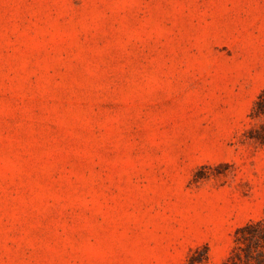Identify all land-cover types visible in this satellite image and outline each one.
<instances>
[{"label": "rangeland", "instance_id": "374dc122", "mask_svg": "<svg viewBox=\"0 0 264 264\" xmlns=\"http://www.w3.org/2000/svg\"><path fill=\"white\" fill-rule=\"evenodd\" d=\"M263 89L264 0H0V264H223Z\"/></svg>", "mask_w": 264, "mask_h": 264}, {"label": "trees", "instance_id": "16d2710c", "mask_svg": "<svg viewBox=\"0 0 264 264\" xmlns=\"http://www.w3.org/2000/svg\"><path fill=\"white\" fill-rule=\"evenodd\" d=\"M249 116L255 125L250 138L264 143V89L258 95ZM205 258V255H193L187 264H201ZM223 264H264V217L236 231L233 249Z\"/></svg>", "mask_w": 264, "mask_h": 264}]
</instances>
